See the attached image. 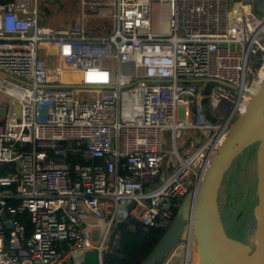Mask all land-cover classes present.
<instances>
[{
    "label": "built area",
    "instance_id": "1",
    "mask_svg": "<svg viewBox=\"0 0 264 264\" xmlns=\"http://www.w3.org/2000/svg\"><path fill=\"white\" fill-rule=\"evenodd\" d=\"M79 1L54 27L0 0V264H102L126 218L169 226L264 81L254 0Z\"/></svg>",
    "mask_w": 264,
    "mask_h": 264
},
{
    "label": "water",
    "instance_id": "2",
    "mask_svg": "<svg viewBox=\"0 0 264 264\" xmlns=\"http://www.w3.org/2000/svg\"><path fill=\"white\" fill-rule=\"evenodd\" d=\"M252 8L254 12L264 14V0H254ZM73 25L74 22L71 23ZM256 138L262 140L258 154L261 169L258 187L264 193V81L258 96L251 97L244 112L210 158L195 191L183 198L166 234L144 264H155L165 254L185 218H188V230L193 229L195 232L200 264H264V202L255 209L256 224L261 234L257 248L248 260H244L241 256L244 253L225 237L216 206L224 173L241 151ZM186 260L185 254L184 264H187ZM68 264L75 263L69 260ZM82 264H99L98 256L94 251H89Z\"/></svg>",
    "mask_w": 264,
    "mask_h": 264
},
{
    "label": "rangeland",
    "instance_id": "3",
    "mask_svg": "<svg viewBox=\"0 0 264 264\" xmlns=\"http://www.w3.org/2000/svg\"><path fill=\"white\" fill-rule=\"evenodd\" d=\"M39 3L41 4V19L46 23L54 27H63L75 19L76 24H80L78 16L80 9L79 0H40ZM231 4L232 0H229V6ZM99 24L94 19L85 20V28L88 34H97L99 37H103L105 30L103 32L92 30ZM44 59L50 60L47 57H44ZM217 86L219 85L215 84L213 87ZM224 90L230 92L228 89L224 88ZM214 116H216V111H213L211 115L212 118ZM177 145L179 148L183 145L182 139L177 141ZM261 145L262 140L256 138L232 161L223 175L216 201L217 212L225 237L247 256H251L257 248L256 233L258 228L255 219V209L260 206L258 190L260 165L258 154ZM179 230L163 257V260H170L169 264H184L188 218H185ZM193 234V238L196 240L195 232ZM65 264H68V261ZM190 264H196V256L190 259Z\"/></svg>",
    "mask_w": 264,
    "mask_h": 264
},
{
    "label": "trees",
    "instance_id": "4",
    "mask_svg": "<svg viewBox=\"0 0 264 264\" xmlns=\"http://www.w3.org/2000/svg\"><path fill=\"white\" fill-rule=\"evenodd\" d=\"M103 29L104 25H96L92 30L103 32ZM179 206L172 211L171 223ZM21 222L25 225L27 234L30 233L31 226L28 219L24 217ZM168 227L144 229L133 218H126L113 228L114 234H117L119 238L116 246L103 254L102 264H144L166 234Z\"/></svg>",
    "mask_w": 264,
    "mask_h": 264
},
{
    "label": "bare ground",
    "instance_id": "5",
    "mask_svg": "<svg viewBox=\"0 0 264 264\" xmlns=\"http://www.w3.org/2000/svg\"><path fill=\"white\" fill-rule=\"evenodd\" d=\"M259 90H260V88H258V89H256L254 92H253V94H252V97H257L258 96V93H259ZM200 100H201V112H202V114H203V107H204V94H202L201 95V98H200ZM246 106H247V102H245L244 104H243V106H242V109H241V112L243 113L244 112V110H245V108H246ZM241 113V114H242ZM237 120V119H236ZM261 173V169L259 170V174ZM258 190H259V201H260V206L263 204V202H264V193H263V190H261V189H259V187H258ZM260 234H261V231L259 230V229H257V233H256V238H257V244H258V239H259V237H260ZM193 229H189L188 230V235H187V245H186V262H187V264H190V259L193 257V256H196V264H200V262H199V257L197 258V247H196V240L193 238ZM193 252V253H192ZM196 254V255H195ZM243 258H244V260H248L250 257L249 256H247L246 254H242L241 255Z\"/></svg>",
    "mask_w": 264,
    "mask_h": 264
},
{
    "label": "crops",
    "instance_id": "6",
    "mask_svg": "<svg viewBox=\"0 0 264 264\" xmlns=\"http://www.w3.org/2000/svg\"><path fill=\"white\" fill-rule=\"evenodd\" d=\"M75 18H76V17H75ZM74 21H76V20L74 19ZM74 21H71V23L74 22ZM163 257H164V255H163L162 257H160V258L155 262V264H169V263H170V260H163Z\"/></svg>",
    "mask_w": 264,
    "mask_h": 264
}]
</instances>
